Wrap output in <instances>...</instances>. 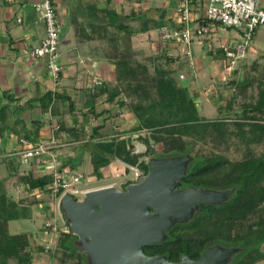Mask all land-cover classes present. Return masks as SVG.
I'll return each instance as SVG.
<instances>
[{
    "label": "trees",
    "instance_id": "trees-1",
    "mask_svg": "<svg viewBox=\"0 0 264 264\" xmlns=\"http://www.w3.org/2000/svg\"><path fill=\"white\" fill-rule=\"evenodd\" d=\"M101 11L102 16L95 15L100 26L95 31L102 34L103 30V39L111 46L109 59L115 66L116 83L104 85L102 82L97 86V92L107 95V103L118 101L121 109L126 108L134 115L138 121L135 131L146 132L138 138L145 144L146 151L135 152L132 140L121 137L122 132L111 139H104L99 134V128H94L92 139L84 144L91 156L94 175L98 179L104 178V169L116 160L137 167L147 175V158H171L190 153L194 161L182 180L185 187L235 188V191L228 202L221 206L203 207L204 212L198 213L191 223L177 225L169 232L167 241L147 246L145 252L167 255L170 261H179L182 254L195 260L201 257L206 247L220 242L242 249L231 264L263 262L264 79L257 81L254 77L237 83L238 89L246 90L257 81L258 94L254 101L243 103L237 110L234 108L236 98L227 102V106L220 107L235 118H205L200 115L197 96L191 94L186 80L181 83L179 72L174 68L178 58L166 53L156 54L153 71L150 65L137 60L132 38L148 30L151 23L149 16L134 11L124 15L110 6ZM200 21L203 25H210L203 18ZM130 22H141L140 30L130 26ZM161 25L160 22L155 23V27ZM215 52L227 63L236 59L235 48H232L233 56L230 57L222 46ZM230 123H233L234 130H231ZM76 131V128L67 129L60 125L57 136L61 138L64 132L73 135ZM229 135L246 147L245 154L238 159H231L221 149ZM199 143L201 147H198ZM159 144L160 152L157 151ZM210 144L212 148H209ZM254 146H263V150L256 153L252 149ZM60 169L74 171L76 168L70 162H61ZM22 181L26 183L28 193L40 190L46 194L51 193L47 187L53 182V175L35 176L29 173L22 176ZM133 183L128 181L124 189ZM43 202L36 195L16 200L5 190L0 191V264H11V261L33 264L32 243L37 233L12 234L10 223L32 219V208ZM74 238L72 233L59 236V249L63 254L61 261L63 264H87L84 254L76 248ZM47 251L45 246H40L38 250L40 253Z\"/></svg>",
    "mask_w": 264,
    "mask_h": 264
},
{
    "label": "crops",
    "instance_id": "crops-1",
    "mask_svg": "<svg viewBox=\"0 0 264 264\" xmlns=\"http://www.w3.org/2000/svg\"><path fill=\"white\" fill-rule=\"evenodd\" d=\"M41 1L0 0V191L5 190L16 200L23 199L28 193L26 183L22 181L23 175L49 174L38 160L22 159L21 139L46 143L52 137H58L60 125L67 129L76 128L73 135L64 132L58 139L62 144L61 162H70L77 169L86 161V155L91 161L84 144L92 139L94 128H99L104 139H111L122 132L121 137L132 140V144L133 137L137 135L139 138L145 133L135 131L138 121L133 114L126 108L121 109L118 101L107 103V95L97 92V86L94 87V80H101L104 85L116 83L115 66L109 59L111 46L103 39V30L102 34L95 31L100 27L95 15L102 16L101 10L107 6L117 11L113 6L122 7L127 2L141 6L143 3L151 4V0H53L61 26L58 63L62 73L58 82L51 77L47 61L32 55V50L40 46L46 36L44 11L39 6ZM180 1L152 3L150 8H158L160 14L154 24L160 22L162 25L152 29L149 24L146 32L134 35L132 45L138 34L150 35L153 30L159 34L164 26H176ZM262 5L264 7V0ZM194 15L199 18L204 15V8L197 3L194 4ZM220 31L225 30H216L214 39L210 41L216 50L227 43L237 45L241 40L235 31L228 38H218ZM259 31L253 42H256ZM210 42L202 48L211 49ZM253 42L249 52L254 50ZM169 46L178 51L175 58H178L177 63L181 62L178 46ZM197 60L199 58L196 57ZM193 95L200 97L197 93ZM121 112L125 114L123 119ZM24 163H29L26 170L21 168ZM22 192L26 194L21 195ZM30 195L44 197L39 190L28 193Z\"/></svg>",
    "mask_w": 264,
    "mask_h": 264
},
{
    "label": "water",
    "instance_id": "water-1",
    "mask_svg": "<svg viewBox=\"0 0 264 264\" xmlns=\"http://www.w3.org/2000/svg\"><path fill=\"white\" fill-rule=\"evenodd\" d=\"M193 161L190 153L150 157L148 174H139L136 183L125 190L114 186L93 189L82 201L66 194L61 210L87 264H231L241 248L217 244L207 248L200 260L183 255L179 262L144 252L147 246L167 241L175 226L191 223L203 212V205L221 206L233 195L235 188H184L182 180Z\"/></svg>",
    "mask_w": 264,
    "mask_h": 264
},
{
    "label": "rangeland",
    "instance_id": "rangeland-1",
    "mask_svg": "<svg viewBox=\"0 0 264 264\" xmlns=\"http://www.w3.org/2000/svg\"><path fill=\"white\" fill-rule=\"evenodd\" d=\"M160 1L161 0H151V4H154V2L158 4ZM151 4L143 3L141 6H133L131 3L127 2L123 4L122 7H113L116 8L118 12L125 15L131 14L132 11L143 14L147 13L151 19L153 18L150 23V28L153 29V27H155L154 22L159 18L160 14L158 13V8H150ZM130 25L135 26L138 30L141 28V22H130ZM153 31L150 35L147 33L138 34L133 43V48L135 45L134 50L136 52L137 60L150 65L151 71L154 69L153 57L156 54L166 53L173 58L179 55L178 51L173 46L164 44L160 35L157 34L156 31ZM233 32L234 31H220L217 37L228 38ZM213 39L214 38L211 40L205 39L204 44L206 45L207 42L209 43ZM210 45L211 49H209L210 47L204 49L201 46L194 45V68L190 67L187 57L181 55L182 61L175 65V69L177 72L181 69V72L179 73L189 74L185 80L189 83L191 94L197 93L200 96L196 99L200 105L201 116L210 120L219 118L229 120V118L235 117L228 115L227 111L220 107L227 106V102L235 98L237 99L234 103L235 110L240 108L243 103L254 101L258 94L257 81L264 79V48L262 49L261 47H264V29L259 31L256 42H253L254 50L250 52L248 51V54L245 57L238 58L234 62H225L220 58L218 53L215 52V45L211 42ZM235 46L236 45L233 47ZM196 57L199 58V60L196 61ZM254 77H257V81L253 83V87H249L246 90L238 89V82L242 83L244 80ZM181 83L184 84V80ZM121 115V119H123L125 114L121 112ZM230 124H232L231 130H234L235 127L233 126V123ZM144 134H146V132ZM228 138L227 143L221 145L223 153L231 159L242 157L246 152V147L241 145L234 136L229 135ZM133 142L135 152L144 153L146 151V146L142 144L137 135L136 137H133ZM208 146H210L209 148H212L211 144ZM198 147H201V143L198 144ZM157 148V151L160 152L161 145L159 144ZM252 149L256 153H259L263 150V146H254ZM149 158L146 160H149ZM28 164L29 163L21 164L22 170H26L29 167ZM75 171L84 176L82 183L78 184L76 187L77 193L75 194V197L80 201L85 199V192L90 189L114 186L119 190H124V185L128 181L136 182L138 175L141 174L139 168L129 166L122 161H115V163L104 170L105 177L98 179L93 173L91 161L87 155L86 161L81 163ZM24 194H26V192H22L21 195ZM26 197H28V193ZM42 198L44 202L32 208V219L12 221L10 223V232L12 234L30 233L31 235L36 233V231L38 232L37 236L36 234L34 235L32 243V251L34 252L33 264H63L61 261L63 254L59 249L58 238L46 233L44 228L45 221L48 217L44 214H48L50 217V215L54 213L56 209V200L51 193L44 194V197ZM57 222L59 226H62L64 224V218L58 215ZM76 240L77 237L75 236L74 241ZM47 245H49L51 249H47L48 251L43 253L38 252L40 246ZM11 264H16V261H11ZM67 264L72 263L68 262ZM257 264H264V261Z\"/></svg>",
    "mask_w": 264,
    "mask_h": 264
},
{
    "label": "built area",
    "instance_id": "built-area-1",
    "mask_svg": "<svg viewBox=\"0 0 264 264\" xmlns=\"http://www.w3.org/2000/svg\"><path fill=\"white\" fill-rule=\"evenodd\" d=\"M11 2L26 3L30 0H9ZM263 0H181L177 9L178 22L174 27L164 26L159 30V35L164 44H174L180 49L182 55L187 57L191 68H194V45L203 47L205 39L215 36L216 30H232L241 38L234 45L224 44L227 56H233L232 48L236 49L234 57L243 58L257 34L264 28ZM197 3L204 8V21L210 25H203L199 17L194 15V4ZM44 11V23L46 36L40 46L32 50V55L47 61L48 71L51 77L58 82L62 67L58 63L61 26L58 13L53 0H42L39 5ZM235 59V60H236ZM234 62V61H232ZM189 74L179 73L181 81ZM94 87L102 85L101 80H94ZM23 148L20 155L24 161L38 160L53 175V182L47 187L56 200V209L53 214L48 215L44 228L49 235L59 238L62 234H71V226L64 219L62 226L58 225V215L64 218L61 210L62 198L68 194H76V187L81 184L84 176L69 169H60L61 148L60 140L52 137L46 143H33L21 139ZM40 191V190H39ZM90 191V190H87ZM86 191V192H87ZM85 192V193H86ZM73 234V233H72ZM46 249H51L49 245Z\"/></svg>",
    "mask_w": 264,
    "mask_h": 264
},
{
    "label": "flooded vegetation",
    "instance_id": "flooded-vegetation-1",
    "mask_svg": "<svg viewBox=\"0 0 264 264\" xmlns=\"http://www.w3.org/2000/svg\"><path fill=\"white\" fill-rule=\"evenodd\" d=\"M134 183H135V182H134ZM184 188H189V187H185V186H184ZM124 190H125V189H124ZM205 206H214V205H203V206H202V209H203V207H205ZM203 212H204V210H203ZM203 212H202V213H203ZM196 216H197V215H196ZM175 227H176V226H175ZM175 227H174V228H175ZM174 228H172V229H174ZM172 229H171V230H172ZM171 230H170V231H171ZM170 231H169V232H170ZM169 232H168V234H169ZM168 236H169V235H168ZM217 244L222 245L224 248H230V247H233V246L225 245V244L220 243V242H215L214 244L209 245L208 247H206L205 250H206L207 248L212 247V246L217 245ZM145 248H146V247H145ZM145 248H144V252H145ZM205 250H204V251H205ZM204 251H203V252H204ZM203 252L201 253V257H202ZM145 254H146L147 256H150V257H153V256H163L162 254H154V255H150V254H147L146 252H145ZM183 255H185V254H182L181 257H182ZM166 256H167V255H166ZM167 257H168V256H167ZM181 257H180V260H181ZM201 257H200L199 259H195V261L200 260ZM168 259H169V258H168ZM234 259H235V258H234ZM234 259H233V261H234ZM169 260H170V259H169ZM180 260H179V261H180ZM192 260H193V259H192ZM179 261H171V262H179ZM233 261H232V262H233ZM256 264H257V263H256Z\"/></svg>",
    "mask_w": 264,
    "mask_h": 264
}]
</instances>
